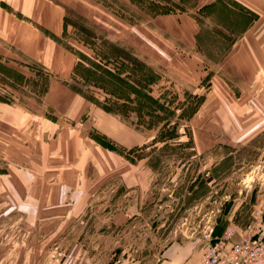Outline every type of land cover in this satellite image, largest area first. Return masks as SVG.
<instances>
[{"label": "rangeland", "instance_id": "rangeland-1", "mask_svg": "<svg viewBox=\"0 0 264 264\" xmlns=\"http://www.w3.org/2000/svg\"><path fill=\"white\" fill-rule=\"evenodd\" d=\"M87 1L89 18L67 11L83 40L73 41L74 50L124 73L106 78L84 62L93 70L87 83L79 76L70 82L98 111L88 110L74 124L58 118L52 138L37 131L28 136L25 164L31 169L21 173L27 184L20 189L27 203L21 216L11 203L8 217L5 201L0 205V264H155L178 242L199 241L205 250L209 238L227 227L235 236L249 224L257 229L264 220V78L243 87L235 76L218 72L243 20L239 6L221 0L197 12L210 0H160L196 17L194 51L175 41L166 47L161 26L139 8L148 9L147 2ZM0 64L17 70L12 76L0 70V93L33 110L38 131H48L39 121L57 113L42 104L47 74L40 73L34 85L36 75L18 60L0 56ZM124 74L140 83L133 100L124 99L132 90ZM119 92L125 95L117 97ZM105 104L121 107L126 116L105 110ZM37 183L42 196L52 187V198L46 207L37 203L34 213L28 199ZM97 197L109 202L100 205ZM40 209L52 212L40 215ZM115 209L122 219L114 223Z\"/></svg>", "mask_w": 264, "mask_h": 264}, {"label": "crops", "instance_id": "crops-1", "mask_svg": "<svg viewBox=\"0 0 264 264\" xmlns=\"http://www.w3.org/2000/svg\"><path fill=\"white\" fill-rule=\"evenodd\" d=\"M220 1L210 0L203 5ZM230 1L239 6L240 9L237 11L243 20L238 22L234 29L236 38L231 41L226 55L219 61L218 72L223 75L222 71H225L226 74L235 76L241 81L243 87L252 86L258 83L255 82L257 77L264 78V3L237 0L241 3L239 4L233 0ZM89 5L87 0H0L1 58L9 61L18 60L20 65L31 63L41 68L49 78L46 90L41 97L42 104L51 107L57 113L54 117L47 116L44 121H39L40 126L43 122L49 125L48 131L40 132L35 120L37 114L33 110L13 101H0V205L5 201V217L12 216L9 212L11 203L16 208L14 214L18 216L22 215V208H25L27 203L25 191L20 192V189L27 184L21 173L31 169L27 167L29 164H25L28 159L25 150L31 151V144L27 142L28 136L37 131L39 136L52 138L57 136L55 123L58 118L74 124L73 120L79 119L83 113L99 109L95 106L92 108L90 99L83 97L80 89L70 82L74 79L77 61V53L74 50L76 48L72 43L80 41L83 44V40L78 35L77 28L69 22L67 11L73 10L84 15L89 13ZM213 8L214 6L209 9ZM84 16L89 18L88 14ZM102 18L106 19L105 16ZM152 21L154 25L157 23L161 26L163 40L167 41L166 47H173L172 42L175 41L195 51L199 43L200 27L194 15L191 16V13L187 11H177L154 16ZM192 57L196 58V56ZM216 76L217 74L213 73L211 78ZM28 153L30 156L33 154ZM47 169L52 170L50 166H47ZM51 188L48 186L46 195L42 196L40 184L33 186V197L28 199L32 205V212H38L35 205L39 202L46 207L49 203L48 198H52ZM97 193L95 195L98 196ZM44 199L46 202H43ZM57 199L55 196V200ZM108 202L107 198H98L96 203L103 205ZM115 210L111 214L114 223L122 219L120 218L122 211ZM44 212L51 214L52 211L40 209L39 214ZM55 230L51 229V231ZM203 254L202 243L185 240L166 247L155 264H200ZM17 261L11 262L18 264L20 261ZM53 262L49 259L48 263L44 260L41 263L53 264Z\"/></svg>", "mask_w": 264, "mask_h": 264}, {"label": "trees", "instance_id": "trees-1", "mask_svg": "<svg viewBox=\"0 0 264 264\" xmlns=\"http://www.w3.org/2000/svg\"><path fill=\"white\" fill-rule=\"evenodd\" d=\"M97 1H100V0H97ZM140 1L147 2L148 5L146 7L148 9H145V8H142L141 6H139ZM185 1H187V0H178L179 3H184ZM130 2L131 3L133 2L134 4H136L137 6H139V8L144 9L145 12L149 16H155V15H158V14H165V13L176 12V11L185 12L187 10V9H184L183 7L177 8L174 5H172V6L169 5L168 6L167 4L162 3L160 0H158V2L152 1V0H130ZM216 3L217 2H213V3H210V4L202 5L200 8L197 9V11L201 12L203 10H208L212 6L216 5ZM196 5H197L196 4V1H194V5L193 6L195 7ZM126 19H127V21L129 23L132 24L133 21L130 18H127L126 17ZM92 59L93 58H91V57H89V56H87L85 54L77 53V61L75 63V68H74L75 69V72H74L73 78H75L76 76H79L80 78H82L85 81V83H87L86 81L88 80V76H90V73L93 72V70H90L86 66V64H84V62H85V63H93L96 68H98V69L101 70L99 72H103L102 73L103 77L109 78L110 76L111 77L114 76V77H118L119 79H121L120 78L121 76H119V75H121V73H124V72L118 71V70L115 71V72H112L110 69H108L106 67H103L102 66L103 64L100 63L99 60L95 61V59L94 60H92ZM0 65H1V67H3V68H0V70L2 72H5V74H7L9 76H12L13 73H15V74L17 73V70L15 71L14 68H11V67H9L6 64H5V66L2 65V64H0ZM24 65H26L28 67V70H29V72L32 75H36V80L31 79V83L34 84V85H36L37 84V81H38V79L40 77L39 76L40 73H43V75H45V73L43 72V70L41 68H39V67H37V66H35V65L31 64V63H25ZM18 75L21 76V79H23V82H26V80H28V77L25 76V74L23 72L22 73L19 72ZM123 78H125L127 82L129 80H131L128 83H130L129 85L132 87V90L129 91L128 93H127V91H125L124 93H127V95H125L123 92L122 93L119 92V94H117L116 96L122 98L125 95L124 99H126V100H133V98L131 97L132 96V93H133V90H135L137 88V85L140 84V83L138 81L134 80V78H131L130 77V74H128V75L127 74H124L123 75ZM96 79L101 80L103 78H102V76L97 75ZM149 82H150V84L152 83L151 80H149L146 83L149 84ZM146 85H145V81H144L141 86L143 88V87H147ZM99 87H102L104 89L107 86L106 85H103V86L102 85H99ZM40 90H41V94H43L45 92V90H46V86L44 85V87H42V89L40 88ZM106 91L108 92L109 90L106 89ZM109 92L112 93V91H109ZM0 101H8V102H11V101H13V97H12L11 93L4 94V95L0 93ZM105 102H106V100H105ZM105 110H107V111H109L111 113L113 112L114 114H122V116H126V112L122 111L121 110V107L119 109V107H115L114 108L112 106H108V104H105Z\"/></svg>", "mask_w": 264, "mask_h": 264}, {"label": "built area", "instance_id": "built-area-1", "mask_svg": "<svg viewBox=\"0 0 264 264\" xmlns=\"http://www.w3.org/2000/svg\"><path fill=\"white\" fill-rule=\"evenodd\" d=\"M264 2V0H261ZM235 229L227 227L222 234L211 236L200 264H264V220L257 229L251 224L234 235Z\"/></svg>", "mask_w": 264, "mask_h": 264}]
</instances>
